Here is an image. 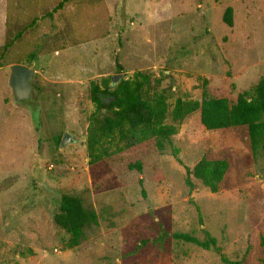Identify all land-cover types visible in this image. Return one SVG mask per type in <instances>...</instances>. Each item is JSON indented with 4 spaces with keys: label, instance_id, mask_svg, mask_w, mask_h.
<instances>
[{
    "label": "rangeland",
    "instance_id": "374dc122",
    "mask_svg": "<svg viewBox=\"0 0 264 264\" xmlns=\"http://www.w3.org/2000/svg\"><path fill=\"white\" fill-rule=\"evenodd\" d=\"M17 64L36 72L26 102ZM138 72L169 111L204 94L234 105L264 78V0H0V264H264V149L245 127L207 131L197 111L132 157L141 172L90 163L91 83ZM66 132L81 143L62 150ZM203 158L229 163L217 193L187 175ZM63 195L97 215L77 247L53 221ZM206 231L209 250L170 237Z\"/></svg>",
    "mask_w": 264,
    "mask_h": 264
},
{
    "label": "trees",
    "instance_id": "16d2710c",
    "mask_svg": "<svg viewBox=\"0 0 264 264\" xmlns=\"http://www.w3.org/2000/svg\"><path fill=\"white\" fill-rule=\"evenodd\" d=\"M60 7L62 3L58 5ZM223 20L228 27H232L231 8L226 9ZM153 84L151 77L142 72L122 79L115 88L110 87L107 78L102 79L101 84L91 83L90 100L96 112L87 130L86 149L90 163L107 159L113 165L122 164L129 171L141 172L142 163L133 162L132 157L149 149L163 151L167 144L172 145V137L178 133L181 122L197 111L205 130L245 127L252 151L255 153L264 149V78L251 91L240 93L234 105H230L225 98L209 99L204 94L201 103L178 99L171 111L165 96ZM104 109L108 110V114L101 116L99 113ZM57 141L60 144L59 139ZM173 154L178 160L177 151ZM228 170L226 160L203 158L192 170L187 169V175H192L212 193H217ZM53 221L69 235L70 245L77 247L83 239L85 228L96 224L97 215L86 209L78 197L63 195ZM204 234V241L183 233H174L170 237L196 244L204 250L216 247V239L207 231ZM164 236L169 234L165 233ZM222 261L224 264H239L224 256Z\"/></svg>",
    "mask_w": 264,
    "mask_h": 264
},
{
    "label": "water",
    "instance_id": "95a60500",
    "mask_svg": "<svg viewBox=\"0 0 264 264\" xmlns=\"http://www.w3.org/2000/svg\"><path fill=\"white\" fill-rule=\"evenodd\" d=\"M9 86L18 102H26L32 96V80L36 74L35 70L26 65H12L10 67ZM121 81V76H114L110 81V87L115 88ZM108 110H102L101 116H106ZM81 139L70 132H66L61 140L60 148L62 150L71 145L80 144Z\"/></svg>",
    "mask_w": 264,
    "mask_h": 264
}]
</instances>
